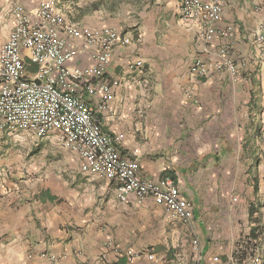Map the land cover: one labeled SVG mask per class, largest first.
Instances as JSON below:
<instances>
[{
  "label": "crops",
  "instance_id": "crops-1",
  "mask_svg": "<svg viewBox=\"0 0 264 264\" xmlns=\"http://www.w3.org/2000/svg\"><path fill=\"white\" fill-rule=\"evenodd\" d=\"M53 1L67 22L129 41L113 48L105 105L84 98L118 155L137 160L142 181L169 180L192 218L183 224L150 198L118 200L115 184L83 170L57 133L3 130L0 264H192L197 254L199 264H264V51L255 41L264 0H225L219 27L231 28L232 44L203 40L180 19L179 0ZM10 12L0 0V47ZM91 48L68 66L92 65ZM222 48L234 77L190 73L198 60L220 61Z\"/></svg>",
  "mask_w": 264,
  "mask_h": 264
},
{
  "label": "built area",
  "instance_id": "built-area-1",
  "mask_svg": "<svg viewBox=\"0 0 264 264\" xmlns=\"http://www.w3.org/2000/svg\"><path fill=\"white\" fill-rule=\"evenodd\" d=\"M10 1L14 26L0 47V131H25L40 139L57 133L63 148L79 155L83 170L115 184L118 200L124 201L129 195L150 198L168 215L189 224L191 212L177 188L169 180L142 181L137 160L118 155L112 140L92 119L84 98L99 97L105 105L110 87L103 76L113 48L129 41L108 27L87 30L67 22L53 0H29L37 4L31 10H26L19 0ZM224 3L225 0H179L178 14L183 22L196 27L203 40L209 42L217 36L232 44L231 28L219 27ZM255 41L264 51L263 26L256 31ZM89 48L93 50L92 65L68 66ZM23 51L29 53V64L35 68L33 75L27 73ZM219 55L221 60L215 63L196 61L190 73L209 78L213 72H226L234 77L237 69L229 48L220 49ZM192 242L197 248V239ZM199 262L197 254L192 264Z\"/></svg>",
  "mask_w": 264,
  "mask_h": 264
}]
</instances>
